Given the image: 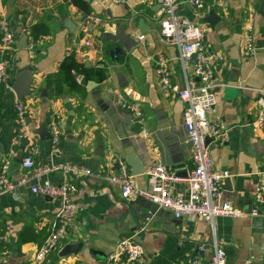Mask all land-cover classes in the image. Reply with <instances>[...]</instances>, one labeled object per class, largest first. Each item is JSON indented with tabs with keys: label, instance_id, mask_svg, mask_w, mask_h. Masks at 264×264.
I'll list each match as a JSON object with an SVG mask.
<instances>
[{
	"label": "crops",
	"instance_id": "obj_1",
	"mask_svg": "<svg viewBox=\"0 0 264 264\" xmlns=\"http://www.w3.org/2000/svg\"><path fill=\"white\" fill-rule=\"evenodd\" d=\"M161 1L0 0V16L8 17L15 32L9 78L0 94V166L9 163L12 179L27 174L20 160L30 144H35V165H53L44 174L46 178L58 183L75 178L78 183L73 195L76 216L42 260L34 256L39 243L20 242L19 234L32 226L46 235L59 200L33 192L26 184L0 190V254L6 264H100L123 238H131L143 248L135 264H190L199 245L207 261L214 240L224 249L227 264H264V202L255 199V187L264 171V126L256 122V100L264 91V0H202V7L192 0H177L179 13L203 26L208 51L223 57L215 63L216 102L210 116L227 128L226 139L221 143L209 140L208 148L213 167L227 172L221 198L229 199L243 214L212 219L197 214L176 217L169 208L143 197L123 198L118 186L105 178L115 171L118 159L126 160L134 152L145 169L134 175L137 185L147 186L146 169L161 161L180 177L171 185V192L188 193L185 177L192 167V149L185 141V101L160 88L154 58L159 53L167 57L172 80L179 88L187 82L194 85L196 78L192 58L183 66L178 47L160 33ZM211 8L220 17L213 24L204 20ZM249 21L257 48L247 57L242 37ZM34 23H42L47 31L30 46L29 27ZM118 28L138 45L113 59L109 36ZM22 35L28 39L27 47H18ZM66 57L86 67L103 65L106 74L96 79L89 71L79 73L71 68L83 91L65 84L63 92L54 97L46 80L62 74ZM23 69L32 71L30 92L22 99L28 110V131L13 142L18 99L11 85ZM120 101L140 106L145 136ZM52 110L63 121L57 154L50 152L47 126ZM67 163L88 172L66 168ZM251 209L257 213L251 214ZM77 241H83V251L64 253L66 244Z\"/></svg>",
	"mask_w": 264,
	"mask_h": 264
},
{
	"label": "built area",
	"instance_id": "obj_2",
	"mask_svg": "<svg viewBox=\"0 0 264 264\" xmlns=\"http://www.w3.org/2000/svg\"><path fill=\"white\" fill-rule=\"evenodd\" d=\"M124 2L125 0H112ZM196 7H202V0H192ZM159 29L163 39L175 43L179 49V58L183 66L188 65L192 54L195 60L192 63V74L196 78L194 85L188 82L183 88H179L172 80L170 63L164 54L159 53L154 58V70L160 88L166 94H177L185 101L183 109V123L186 130L185 141L191 145L192 167L189 169L185 180L188 183V193H172L171 185L180 179L174 170L161 161H154L146 169L147 186L140 187L131 173L130 167L123 158L118 159L114 172L105 178L115 183L123 198L133 196L143 197L159 206L169 208L176 217L188 214L202 215L212 219L216 215H242L243 211L235 208L229 199H222V180L227 175L226 171L213 167V159L208 148L206 138L210 141L224 142L227 128L218 120L211 118L210 112L216 102L213 90V78L215 63L221 60L222 55L210 53L203 40V26L192 19L182 15L178 10L177 0H162L159 8ZM142 38V35H140ZM15 32L11 28L8 17L0 16V94L3 85L9 78V53L13 48ZM85 44L89 40L85 39ZM34 40L30 41L33 46ZM243 55L252 56L256 51L253 23L248 22L246 31L242 37ZM127 107L140 127L142 135H146L143 127L144 114L140 106L135 102L120 101ZM256 122L264 126V91L257 100ZM28 110L25 102H15L16 129L12 141L16 142L25 137L28 131ZM50 132V152L57 154L60 151L63 121L55 111H50L47 120ZM38 148L30 144L27 152L21 157V165L28 171L27 174L10 178L9 163L4 161L0 166V190H10L16 185H28L31 191L44 196L54 197L59 200L55 212V220L43 241L38 245L34 256L36 260H42L56 245L59 238L65 234L75 216L76 203L73 195L78 190V183L74 179H65L62 182H53L44 174L53 165L36 166L34 155ZM66 168L71 170L88 172L86 168H78L77 165L67 163ZM255 199L264 202V171L255 187ZM251 214L257 213L256 209L250 210ZM202 245L192 255L190 264H227L224 249L213 243V253L207 261H204L200 252ZM143 255V248L131 238L118 240L115 248L100 264H135ZM0 264H6V258L0 254ZM141 264V263H139Z\"/></svg>",
	"mask_w": 264,
	"mask_h": 264
},
{
	"label": "water",
	"instance_id": "obj_3",
	"mask_svg": "<svg viewBox=\"0 0 264 264\" xmlns=\"http://www.w3.org/2000/svg\"><path fill=\"white\" fill-rule=\"evenodd\" d=\"M261 12L264 14V9L262 8ZM220 17L217 15L213 8L209 9L207 15H205L204 20L213 24ZM109 39L113 42L112 48L109 50L110 55L113 59L118 58L119 53H125L130 51L133 47L138 45V41L123 31L122 28H118L117 31L109 36ZM28 39L25 35H22L19 38L18 47H27ZM193 62L195 60V55L191 56ZM32 81V71H27L23 69L19 71L16 75L15 81L12 83L11 88L15 92V95L18 100H22L26 94L30 92V84ZM50 136V133H49ZM210 140L209 137L206 138V142ZM126 162L130 166V171L132 174H139L144 172V166L140 158L134 152H130L126 157ZM50 197V196H47ZM83 241H77L74 243H68L64 247V253H79L83 251ZM85 251V249H84Z\"/></svg>",
	"mask_w": 264,
	"mask_h": 264
},
{
	"label": "trees",
	"instance_id": "obj_4",
	"mask_svg": "<svg viewBox=\"0 0 264 264\" xmlns=\"http://www.w3.org/2000/svg\"><path fill=\"white\" fill-rule=\"evenodd\" d=\"M74 1L79 2L81 0ZM85 9L89 11L88 6H86ZM46 31L47 29L42 23H34L29 27V34L33 40H36L41 34L46 33ZM71 68L79 73H85L86 71H89L90 75L96 79H102L106 74L105 67L103 65L86 67L77 63L71 57H66L62 62V74L50 76L46 80L47 88L54 97L59 96L63 92L65 84L72 89L78 90L80 92L83 91L82 83L76 82L71 72ZM45 236V234L41 233L40 231H36L32 226H26L19 234V241H37L40 244Z\"/></svg>",
	"mask_w": 264,
	"mask_h": 264
}]
</instances>
